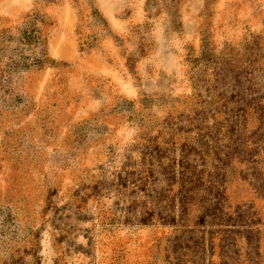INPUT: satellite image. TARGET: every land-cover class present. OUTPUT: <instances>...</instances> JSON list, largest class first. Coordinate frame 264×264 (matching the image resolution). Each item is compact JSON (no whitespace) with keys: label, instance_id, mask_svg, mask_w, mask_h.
Returning a JSON list of instances; mask_svg holds the SVG:
<instances>
[{"label":"rangeland","instance_id":"obj_1","mask_svg":"<svg viewBox=\"0 0 264 264\" xmlns=\"http://www.w3.org/2000/svg\"><path fill=\"white\" fill-rule=\"evenodd\" d=\"M0 264H264V0H0Z\"/></svg>","mask_w":264,"mask_h":264}]
</instances>
